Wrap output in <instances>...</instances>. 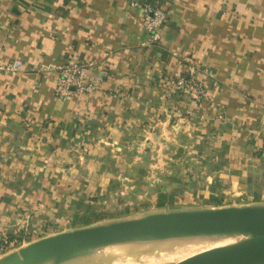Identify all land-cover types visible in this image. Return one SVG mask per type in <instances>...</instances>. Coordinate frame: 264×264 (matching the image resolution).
Segmentation results:
<instances>
[{"label": "crops", "instance_id": "obj_1", "mask_svg": "<svg viewBox=\"0 0 264 264\" xmlns=\"http://www.w3.org/2000/svg\"><path fill=\"white\" fill-rule=\"evenodd\" d=\"M132 1L167 10L156 42ZM13 59L21 70L0 72V230L31 214L22 246L67 231L35 233L90 183L71 177L78 142L117 159L128 143L191 142L198 157L224 158L242 206L264 205V0H0V62ZM73 60L93 63L100 87L62 100L55 66ZM188 65L208 90L199 108L168 86Z\"/></svg>", "mask_w": 264, "mask_h": 264}, {"label": "rangeland", "instance_id": "obj_2", "mask_svg": "<svg viewBox=\"0 0 264 264\" xmlns=\"http://www.w3.org/2000/svg\"><path fill=\"white\" fill-rule=\"evenodd\" d=\"M190 143L183 145L160 137L139 142L138 145L128 143L124 150L129 152L117 159L114 153L101 149L104 146L102 142L92 143L97 146L78 142L72 151L74 156L69 158L71 177L75 181L90 183L85 187H78L72 197H69V202L62 204L57 221H46L45 227L42 226L35 233L42 232L45 235L71 231L157 212L242 206L245 203L243 197L241 199L227 192L224 183L226 173L222 166L224 158L198 157L199 153H196L194 145ZM29 150L35 154L37 149L29 147ZM52 162L54 161L49 157L43 156L44 167L49 164L51 166ZM59 191L65 193L63 189ZM30 215L24 214L23 218H26L21 221L27 222L17 227L19 233L29 231L32 234ZM28 241L24 240V243ZM166 241L169 243L148 242L126 249L138 250L141 255H147L154 253L151 248L162 251L194 249L198 252L211 244V239L208 238ZM184 241L196 243H183ZM114 249L80 264H100L109 254L114 253ZM193 253L195 252H185L181 257L178 255L180 258L171 264Z\"/></svg>", "mask_w": 264, "mask_h": 264}, {"label": "water", "instance_id": "obj_3", "mask_svg": "<svg viewBox=\"0 0 264 264\" xmlns=\"http://www.w3.org/2000/svg\"><path fill=\"white\" fill-rule=\"evenodd\" d=\"M242 235V242L175 264H264V205L157 212L40 238L0 258V264H80L109 249L136 244Z\"/></svg>", "mask_w": 264, "mask_h": 264}, {"label": "built area", "instance_id": "obj_4", "mask_svg": "<svg viewBox=\"0 0 264 264\" xmlns=\"http://www.w3.org/2000/svg\"><path fill=\"white\" fill-rule=\"evenodd\" d=\"M131 5L141 9L142 27L149 32L150 41L156 42L159 38L158 30L167 21V10L160 5H140L134 1ZM92 66L93 63L78 60L56 65L55 96L68 100L91 95L99 90L100 79H90L87 76V70ZM21 67L22 64L18 59L0 62L2 73L15 74L21 70ZM205 75L210 79L214 77L209 71H205ZM168 86L171 90L185 96L196 108L201 107L202 102L207 99L208 90L203 82L197 79V69L194 65H188L185 70H181L180 74L169 79ZM25 234L28 235V232ZM22 243L24 238L20 237L18 230H15L13 234L0 230V258L22 246Z\"/></svg>", "mask_w": 264, "mask_h": 264}, {"label": "bare ground", "instance_id": "obj_5", "mask_svg": "<svg viewBox=\"0 0 264 264\" xmlns=\"http://www.w3.org/2000/svg\"><path fill=\"white\" fill-rule=\"evenodd\" d=\"M211 239V244L202 250L196 252L194 249H174V250H166L162 251L160 249H155L151 248L154 253H149L147 255L145 254H140L138 250H133V249H122L119 252V249H114V253H111L108 255L106 259L102 261L100 264H171L174 261H177L178 258L181 257L182 254L186 253H191L190 256L182 259L185 260L187 258L217 250V249H222L226 248L235 244H238L242 242L243 236L242 235H235V234H224L216 238H210V237H192L189 238V240H196V239ZM163 243H169L162 241ZM183 243H196L193 241H184ZM160 246V245H159ZM137 249V248H136ZM111 250V249H110ZM123 251V252H122ZM109 253V252H108ZM107 253V254H108ZM180 255V257L178 256ZM181 259L178 260V262L182 261ZM176 262V263H178ZM175 264V263H174Z\"/></svg>", "mask_w": 264, "mask_h": 264}]
</instances>
